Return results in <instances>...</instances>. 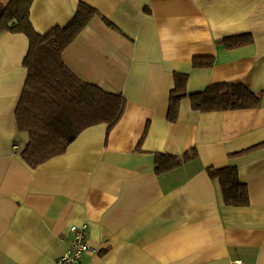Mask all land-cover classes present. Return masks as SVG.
I'll return each instance as SVG.
<instances>
[{
  "label": "crops",
  "instance_id": "0c3cea01",
  "mask_svg": "<svg viewBox=\"0 0 264 264\" xmlns=\"http://www.w3.org/2000/svg\"><path fill=\"white\" fill-rule=\"evenodd\" d=\"M79 3L97 14L63 63L123 97L125 110L110 131L86 128L31 168L15 118L29 42L0 34V264H57L70 227L81 225L92 250L78 264H264V0H33V29L64 27ZM240 35L252 44H221ZM196 57L212 67H193ZM176 74L187 75L188 94L244 85L260 105L199 112L185 98L169 122ZM157 154L193 158L157 174ZM229 166L247 188L246 207L226 206L208 175Z\"/></svg>",
  "mask_w": 264,
  "mask_h": 264
},
{
  "label": "trees",
  "instance_id": "16d2710c",
  "mask_svg": "<svg viewBox=\"0 0 264 264\" xmlns=\"http://www.w3.org/2000/svg\"><path fill=\"white\" fill-rule=\"evenodd\" d=\"M32 3L33 0H10L6 6L0 4V34L21 33L29 42L23 60L27 75L15 118L18 129L29 136L22 158L35 168L62 154L86 128L105 124L110 131L124 113L125 100L118 94L81 81L62 60L63 52L97 12L79 3L73 18L64 27H54L45 34H38L29 19ZM252 42L250 35H240L225 38L221 44L226 49H235ZM192 65L195 68H210L213 59L196 57ZM186 83V74L174 76L167 111L169 122L177 120L179 104L185 98L190 100L193 110L199 112L255 109L260 105L259 97L244 85L215 84L202 92L188 94ZM191 158L190 155L177 158L157 154L155 172L159 174L172 170ZM207 172L212 180L219 183L226 206L246 207L249 204L248 191L238 179L237 167L210 168Z\"/></svg>",
  "mask_w": 264,
  "mask_h": 264
},
{
  "label": "built area",
  "instance_id": "2783aa9c",
  "mask_svg": "<svg viewBox=\"0 0 264 264\" xmlns=\"http://www.w3.org/2000/svg\"><path fill=\"white\" fill-rule=\"evenodd\" d=\"M86 225L72 226L69 229V246L65 254L57 261V264H78L81 257L91 251L86 241Z\"/></svg>",
  "mask_w": 264,
  "mask_h": 264
},
{
  "label": "water",
  "instance_id": "95a60500",
  "mask_svg": "<svg viewBox=\"0 0 264 264\" xmlns=\"http://www.w3.org/2000/svg\"><path fill=\"white\" fill-rule=\"evenodd\" d=\"M9 26L11 27L12 25H11V24H9Z\"/></svg>",
  "mask_w": 264,
  "mask_h": 264
}]
</instances>
